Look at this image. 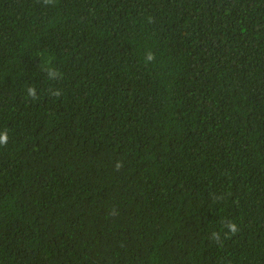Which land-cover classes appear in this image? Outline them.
I'll return each mask as SVG.
<instances>
[{"label":"trees","instance_id":"trees-1","mask_svg":"<svg viewBox=\"0 0 264 264\" xmlns=\"http://www.w3.org/2000/svg\"><path fill=\"white\" fill-rule=\"evenodd\" d=\"M3 136L0 264H264V0H0Z\"/></svg>","mask_w":264,"mask_h":264},{"label":"clouds","instance_id":"clouds-1","mask_svg":"<svg viewBox=\"0 0 264 264\" xmlns=\"http://www.w3.org/2000/svg\"><path fill=\"white\" fill-rule=\"evenodd\" d=\"M7 142V137L6 136H3V137H0V143H6ZM234 225H233V229H234Z\"/></svg>","mask_w":264,"mask_h":264}]
</instances>
